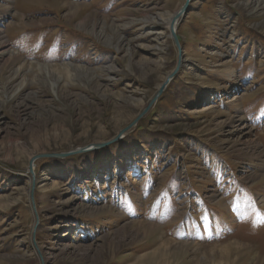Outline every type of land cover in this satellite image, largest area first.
<instances>
[{
    "label": "rangeland",
    "instance_id": "1",
    "mask_svg": "<svg viewBox=\"0 0 264 264\" xmlns=\"http://www.w3.org/2000/svg\"><path fill=\"white\" fill-rule=\"evenodd\" d=\"M185 1L0 0V264H264V0H190L162 94L70 154L175 69Z\"/></svg>",
    "mask_w": 264,
    "mask_h": 264
},
{
    "label": "bare ground",
    "instance_id": "2",
    "mask_svg": "<svg viewBox=\"0 0 264 264\" xmlns=\"http://www.w3.org/2000/svg\"><path fill=\"white\" fill-rule=\"evenodd\" d=\"M180 19V18H179ZM178 19V21H179ZM172 20V19H171ZM178 21L175 23V27L177 26V23ZM170 24V23H169ZM176 31V30H175ZM165 81V80H164ZM163 81V82H164ZM170 82V81H169ZM162 85V84H161ZM160 85V86H161ZM168 85V84H167ZM166 85V86H167ZM159 86V87H160ZM159 89V88H158ZM157 89V90H158ZM138 116V115H137ZM84 148H87V150H91V149H95V148H92L91 146H86ZM85 150V151H87ZM84 152V151H83ZM38 155V154H36ZM36 155H34L33 157H35ZM33 157H31L30 159H32ZM32 167H34V161H33V164H32ZM32 173H33V168H32ZM29 174V177L30 179H32V177L34 176V173H33V176ZM35 205V204H34ZM35 241V240H34ZM33 242V244H35ZM36 246V245H35ZM174 248H178V247H174L172 245V243L170 242H165L164 245L158 247L157 249H155L154 251L144 255V256H141L139 257L135 262L134 264H170L172 262V260L175 258V256L178 255L179 252L183 251V247H179L178 250L174 249ZM40 248L36 247V250L39 254V257L41 259V263H45L44 261L46 260L44 255H42V252H40L39 250ZM173 249V250H172ZM218 252H216V251ZM239 250L237 249V247H234L232 245H229L225 248L221 247L220 249H215V248H212V250L210 251V254H211V258L209 256V258L212 260V261H216V262H213L211 264H225V263H228V262H231V259L234 257L235 259H233L232 261H236V259H238V255L236 253H238ZM183 254V253H182ZM216 254H218V258L219 259H216ZM215 257V259L213 260L212 258ZM177 258V257H176ZM208 259V258H207ZM40 262V261H39Z\"/></svg>",
    "mask_w": 264,
    "mask_h": 264
},
{
    "label": "water",
    "instance_id": "3",
    "mask_svg": "<svg viewBox=\"0 0 264 264\" xmlns=\"http://www.w3.org/2000/svg\"><path fill=\"white\" fill-rule=\"evenodd\" d=\"M190 0H186L185 3L180 7V9L174 14V16L172 17V20L170 21V24H169V32H170V35H171V38L178 50V62H177V65L175 67V69L165 78V81L162 83V85L159 87V89L156 91L155 95L153 96V98L149 101V103L144 107V109L138 114V116L125 128L121 129L118 133V135H116L114 138L108 140V141H104V142H100V143H93L91 144V147L92 148H99V147H102L104 145H107L109 144L110 142H113L114 140H116L117 138H119V136L121 134H123V132H125L127 129H129L131 126H133L135 124V122L143 115L146 113V111L154 104V102L158 99V97L162 94V92L164 91L166 85L169 83V81L174 77V75L176 74V72L178 71V66L180 64V61H181V47H180V43H179V40H178V37H177V34H176V27H175V23L178 21V19L187 11V6H188V3H189ZM86 147V146H85ZM87 150V148H78L76 149L75 151H72L70 152L71 153H76V152H82V151H85ZM69 153H62V154H59L58 157L60 156H64V155H68ZM42 156H45V154H38L36 155L35 157H33L32 159L29 160V173L31 176H33V173H32V164H33V161L35 159H37L38 157H42ZM49 156V154L47 155ZM34 176L32 177V185H31V204L32 206L34 207V201H33V195H32V192H33V188H34ZM35 245V244H34Z\"/></svg>",
    "mask_w": 264,
    "mask_h": 264
}]
</instances>
